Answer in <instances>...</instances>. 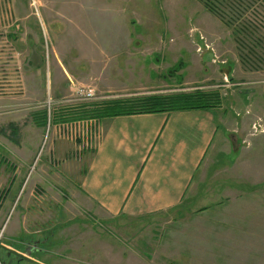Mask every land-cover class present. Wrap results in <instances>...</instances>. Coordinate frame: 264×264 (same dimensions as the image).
I'll list each match as a JSON object with an SVG mask.
<instances>
[{
	"label": "rangeland",
	"instance_id": "rangeland-1",
	"mask_svg": "<svg viewBox=\"0 0 264 264\" xmlns=\"http://www.w3.org/2000/svg\"><path fill=\"white\" fill-rule=\"evenodd\" d=\"M217 5L219 16L204 0H0V241L8 245L0 259L8 251V264H264V0ZM38 58L46 78L59 62L91 84L73 83L58 102L48 86L26 89L23 68ZM79 86L96 97L71 101ZM195 88L219 90L229 137L178 207L108 215L71 195H31L34 112Z\"/></svg>",
	"mask_w": 264,
	"mask_h": 264
},
{
	"label": "crops",
	"instance_id": "crops-1",
	"mask_svg": "<svg viewBox=\"0 0 264 264\" xmlns=\"http://www.w3.org/2000/svg\"><path fill=\"white\" fill-rule=\"evenodd\" d=\"M208 21L212 22L205 16L199 24L206 27ZM23 69V87L42 91L48 86L55 102L73 83L91 84L90 74L65 69L59 62L49 63L47 80L41 58ZM223 106L77 119L73 109L80 106H64L63 115L56 109L48 114L51 123H34L39 129L34 150L40 157L34 163L35 187L30 193L36 198L71 195L108 215L142 216L174 209L229 137V108ZM45 127L50 130L40 153ZM89 206L87 210L93 208ZM0 246L8 249L3 241ZM6 256L0 264H8V251Z\"/></svg>",
	"mask_w": 264,
	"mask_h": 264
},
{
	"label": "trees",
	"instance_id": "trees-1",
	"mask_svg": "<svg viewBox=\"0 0 264 264\" xmlns=\"http://www.w3.org/2000/svg\"><path fill=\"white\" fill-rule=\"evenodd\" d=\"M229 0H204V5L214 14H220L217 3ZM236 30V29H234ZM179 66L181 62L177 63ZM222 97L219 90H205L195 88L190 91L171 93H151L129 98L113 99L111 101L94 104L91 107L82 105L73 109L74 119L88 117H112L120 114L142 112H169L178 110H209L221 106ZM60 115L65 111H60ZM69 112V110L67 111ZM46 107L32 114V119L38 126L52 122V116L48 117Z\"/></svg>",
	"mask_w": 264,
	"mask_h": 264
},
{
	"label": "built area",
	"instance_id": "built-area-1",
	"mask_svg": "<svg viewBox=\"0 0 264 264\" xmlns=\"http://www.w3.org/2000/svg\"><path fill=\"white\" fill-rule=\"evenodd\" d=\"M4 20L3 18H0V20ZM96 95L91 90V88H88L86 86H79L77 87L75 91L74 97H71L70 100H91L94 99ZM261 125V124H260ZM263 130V129H261Z\"/></svg>",
	"mask_w": 264,
	"mask_h": 264
}]
</instances>
